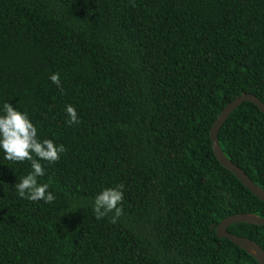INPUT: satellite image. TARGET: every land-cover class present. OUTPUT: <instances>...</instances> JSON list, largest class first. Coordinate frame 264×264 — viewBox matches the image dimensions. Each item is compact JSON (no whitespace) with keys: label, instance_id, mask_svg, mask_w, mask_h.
Wrapping results in <instances>:
<instances>
[{"label":"trees","instance_id":"trees-1","mask_svg":"<svg viewBox=\"0 0 264 264\" xmlns=\"http://www.w3.org/2000/svg\"><path fill=\"white\" fill-rule=\"evenodd\" d=\"M241 92L264 103V0H0V110L66 148L34 156L51 204L19 196L30 161L0 149V264H257L214 230L264 215L211 149L214 117ZM216 137L264 189V113L243 100ZM117 185L123 216L97 220L94 197ZM226 230L264 251V224Z\"/></svg>","mask_w":264,"mask_h":264},{"label":"clouds","instance_id":"clouds-1","mask_svg":"<svg viewBox=\"0 0 264 264\" xmlns=\"http://www.w3.org/2000/svg\"><path fill=\"white\" fill-rule=\"evenodd\" d=\"M49 79L58 87L61 86L59 73H52ZM0 112H2L0 114V149L3 150L5 159L13 162L27 160L31 164L32 171L15 184L19 196L31 201L43 200L51 204L55 196L48 191L49 183H39L37 180L44 175V168L39 160H46L49 163L58 162L60 154L66 151L65 146L62 144L57 146L51 139L42 141L38 139L37 128L30 121L27 113L17 110L9 102L3 103ZM66 113L69 117L66 121L69 126L80 123L78 114L71 104L66 105ZM122 201L123 185L103 188L93 200L95 218L100 220L111 213L110 222L117 223L124 214L120 206Z\"/></svg>","mask_w":264,"mask_h":264},{"label":"water","instance_id":"water-1","mask_svg":"<svg viewBox=\"0 0 264 264\" xmlns=\"http://www.w3.org/2000/svg\"><path fill=\"white\" fill-rule=\"evenodd\" d=\"M243 100L251 101L260 111L264 113V103L250 92H241L236 97L226 102L218 111L209 127V138L211 149L217 160L229 171H231L253 194L264 202V189L253 182L252 179L234 162L228 159L219 147L216 133L220 125L223 123L231 110ZM236 221H244L248 223L264 224V215L259 216L252 212H235L222 217L214 227L215 233L218 236H225L231 242L241 246L246 251L250 252L256 259L257 264H264V251L259 244L249 237L237 235L226 230L229 223Z\"/></svg>","mask_w":264,"mask_h":264}]
</instances>
